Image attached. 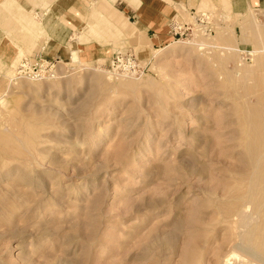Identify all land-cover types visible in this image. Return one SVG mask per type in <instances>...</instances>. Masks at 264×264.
<instances>
[{"label":"rangeland","instance_id":"obj_1","mask_svg":"<svg viewBox=\"0 0 264 264\" xmlns=\"http://www.w3.org/2000/svg\"><path fill=\"white\" fill-rule=\"evenodd\" d=\"M167 15L53 77L0 59V264H264V11Z\"/></svg>","mask_w":264,"mask_h":264},{"label":"crops","instance_id":"obj_2","mask_svg":"<svg viewBox=\"0 0 264 264\" xmlns=\"http://www.w3.org/2000/svg\"><path fill=\"white\" fill-rule=\"evenodd\" d=\"M210 3L233 15L264 11V0H0V59L6 62L19 50L27 52L33 42L39 47L31 55L47 60H67L75 52L103 58L118 47L114 42L128 40L123 28L132 26L157 40L152 37L165 33L168 12ZM21 32L28 37L19 36Z\"/></svg>","mask_w":264,"mask_h":264},{"label":"built area","instance_id":"obj_3","mask_svg":"<svg viewBox=\"0 0 264 264\" xmlns=\"http://www.w3.org/2000/svg\"><path fill=\"white\" fill-rule=\"evenodd\" d=\"M211 13L207 11H201L196 14L197 22L196 25L204 31H211L212 22H211ZM187 24L176 23L172 26V30L175 34L181 33L187 29ZM214 27V25H213ZM60 60L56 59H44L39 54L30 55L27 58H23L17 66V73L19 76L29 78V79H44L55 74L56 63H59ZM112 65L116 69H119V72L125 74H137L141 72L139 64L131 51L116 53L112 59Z\"/></svg>","mask_w":264,"mask_h":264},{"label":"bare ground","instance_id":"obj_4","mask_svg":"<svg viewBox=\"0 0 264 264\" xmlns=\"http://www.w3.org/2000/svg\"><path fill=\"white\" fill-rule=\"evenodd\" d=\"M53 76H55V75H53ZM53 76H52V77H53ZM38 80H39V79H38Z\"/></svg>","mask_w":264,"mask_h":264}]
</instances>
